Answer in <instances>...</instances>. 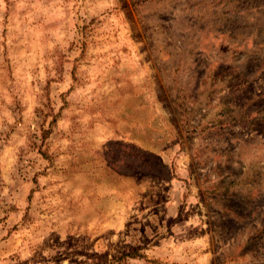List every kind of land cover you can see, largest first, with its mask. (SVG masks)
Returning <instances> with one entry per match:
<instances>
[{
    "label": "rangeland",
    "instance_id": "374dc122",
    "mask_svg": "<svg viewBox=\"0 0 264 264\" xmlns=\"http://www.w3.org/2000/svg\"><path fill=\"white\" fill-rule=\"evenodd\" d=\"M0 264H264V0H0Z\"/></svg>",
    "mask_w": 264,
    "mask_h": 264
},
{
    "label": "trees",
    "instance_id": "16d2710c",
    "mask_svg": "<svg viewBox=\"0 0 264 264\" xmlns=\"http://www.w3.org/2000/svg\"><path fill=\"white\" fill-rule=\"evenodd\" d=\"M128 157H131V158H128ZM128 157H126V156L122 157L123 158L122 160H123L125 166H128V164L130 163V160L134 159L135 160L134 162L136 164H140L139 166H140V168L142 167V170H146L148 166H149V169H147V171L150 170L151 165H150V163H148V161L146 160V158L143 155L135 154V155L128 156ZM123 257L140 258V257H144V256L141 254H138V252L135 250V251H132L130 253L123 255Z\"/></svg>",
    "mask_w": 264,
    "mask_h": 264
}]
</instances>
